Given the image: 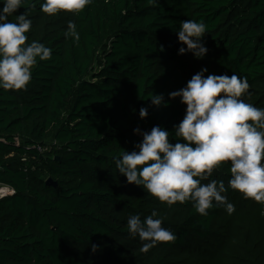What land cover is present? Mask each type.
Masks as SVG:
<instances>
[{
    "label": "trees",
    "instance_id": "obj_1",
    "mask_svg": "<svg viewBox=\"0 0 264 264\" xmlns=\"http://www.w3.org/2000/svg\"><path fill=\"white\" fill-rule=\"evenodd\" d=\"M25 8L26 43H43L52 59L38 60L27 90L0 89V183L14 188L0 198V264H264V205L249 212L250 198L229 188L235 211L202 216L191 202L168 207L115 167L142 140L137 127L162 126L178 142L173 126L186 105L168 94L203 68L205 76L247 77L243 99L264 108V0H94L82 13L54 16L39 3ZM185 20L207 26L203 59L178 54ZM69 21L78 43L64 35ZM153 94L168 106H152ZM230 176L228 162L209 180L227 187ZM153 211L177 239L142 253L127 220Z\"/></svg>",
    "mask_w": 264,
    "mask_h": 264
},
{
    "label": "clouds",
    "instance_id": "obj_2",
    "mask_svg": "<svg viewBox=\"0 0 264 264\" xmlns=\"http://www.w3.org/2000/svg\"><path fill=\"white\" fill-rule=\"evenodd\" d=\"M156 5L158 0H148ZM0 89L5 91L27 90L33 69L38 60L52 59V49L43 43L28 40L32 20L27 16L25 5L40 9L49 16L61 11L79 14L94 0H0ZM21 7L26 11L16 15ZM207 26L204 22L185 20L176 31L180 47L178 54L190 52L203 59L208 49L202 42ZM65 37L78 43L80 35L74 22L69 21ZM161 50L163 47L161 46ZM207 68L194 74L186 86L168 94L169 101L180 98L186 105V114L174 125L176 143L162 126L134 134L142 136L135 150H124L115 159L118 173L127 183L146 189L161 203L172 207L177 202H191L196 212L207 216L214 207H223L229 215L235 211L226 195L228 189L239 191L245 199L264 204V108L247 103L243 97L251 95L247 77L233 73L208 74ZM151 105L167 107L163 94H153ZM139 116L145 119L148 109L140 108ZM184 142H179V141ZM230 162V179L226 187L223 180L212 179L215 170ZM209 181L208 183H202ZM156 211L141 219L131 215L127 220L128 233L142 242L140 251L148 253L160 243L175 242L177 236L162 226L163 218ZM93 253L98 246L91 245Z\"/></svg>",
    "mask_w": 264,
    "mask_h": 264
},
{
    "label": "built area",
    "instance_id": "obj_3",
    "mask_svg": "<svg viewBox=\"0 0 264 264\" xmlns=\"http://www.w3.org/2000/svg\"><path fill=\"white\" fill-rule=\"evenodd\" d=\"M14 194V188L10 185L0 183V198Z\"/></svg>",
    "mask_w": 264,
    "mask_h": 264
},
{
    "label": "rangeland",
    "instance_id": "obj_4",
    "mask_svg": "<svg viewBox=\"0 0 264 264\" xmlns=\"http://www.w3.org/2000/svg\"><path fill=\"white\" fill-rule=\"evenodd\" d=\"M264 204H260L255 202L253 199H250L249 201H247V210L249 212H255L257 211L259 208H261ZM225 221H228L227 219H224Z\"/></svg>",
    "mask_w": 264,
    "mask_h": 264
},
{
    "label": "water",
    "instance_id": "obj_5",
    "mask_svg": "<svg viewBox=\"0 0 264 264\" xmlns=\"http://www.w3.org/2000/svg\"><path fill=\"white\" fill-rule=\"evenodd\" d=\"M45 184L53 186V187H55L57 185V183L49 177L45 180Z\"/></svg>",
    "mask_w": 264,
    "mask_h": 264
}]
</instances>
